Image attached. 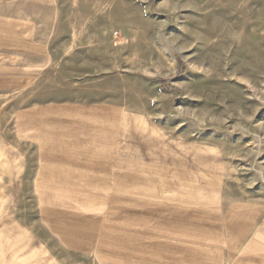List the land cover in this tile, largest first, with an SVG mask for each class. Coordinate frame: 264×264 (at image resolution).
<instances>
[{
	"label": "rangeland",
	"instance_id": "1",
	"mask_svg": "<svg viewBox=\"0 0 264 264\" xmlns=\"http://www.w3.org/2000/svg\"><path fill=\"white\" fill-rule=\"evenodd\" d=\"M0 264H264V0H0Z\"/></svg>",
	"mask_w": 264,
	"mask_h": 264
},
{
	"label": "crops",
	"instance_id": "2",
	"mask_svg": "<svg viewBox=\"0 0 264 264\" xmlns=\"http://www.w3.org/2000/svg\"><path fill=\"white\" fill-rule=\"evenodd\" d=\"M1 19H4V15H3V13L0 15V20Z\"/></svg>",
	"mask_w": 264,
	"mask_h": 264
}]
</instances>
